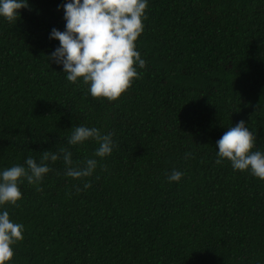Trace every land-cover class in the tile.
Returning a JSON list of instances; mask_svg holds the SVG:
<instances>
[{"label": "trees", "instance_id": "trees-1", "mask_svg": "<svg viewBox=\"0 0 264 264\" xmlns=\"http://www.w3.org/2000/svg\"><path fill=\"white\" fill-rule=\"evenodd\" d=\"M27 2L16 22L0 17V172L60 148L98 166L88 189L62 158L42 191L20 184L18 206H0L24 226L6 264H264V181L216 163L241 120L264 152V0H147L146 66L115 102L48 59L67 0ZM74 126L114 133L112 154L69 145Z\"/></svg>", "mask_w": 264, "mask_h": 264}, {"label": "clouds", "instance_id": "clouds-1", "mask_svg": "<svg viewBox=\"0 0 264 264\" xmlns=\"http://www.w3.org/2000/svg\"><path fill=\"white\" fill-rule=\"evenodd\" d=\"M62 7L65 31L55 28L51 31L50 39L59 41V47L48 57L50 63L62 65L71 84L82 81L94 99L118 101L133 81L141 78L137 67L146 66L136 50V42L144 30L147 0H67ZM28 8L27 0H0V17L11 24L20 18L21 9ZM113 135L102 134L95 127L74 126L68 144L76 146L95 141L99 147L93 155L103 160L116 147ZM255 146V133L241 120L216 142V163L226 159L234 171H248L264 181V152L253 151ZM190 155L185 154L186 158ZM61 158L68 177L82 181L83 189L92 187L88 178L98 166L97 159L87 158L83 166L79 162L74 165L72 153L67 148H60L56 153L44 151L39 163L28 157L26 167L17 164L0 172V206H18L22 199L20 184L25 179L29 185H36L37 191H42L38 185L53 171L49 161L55 164ZM182 176V172L173 170L167 178L170 183L179 182ZM76 190L79 193L81 188ZM23 232L24 226L13 222L8 211L0 212V264L13 259V246L24 239Z\"/></svg>", "mask_w": 264, "mask_h": 264}]
</instances>
